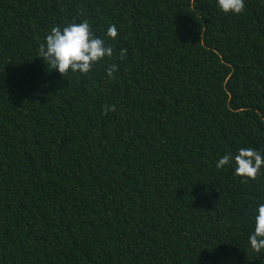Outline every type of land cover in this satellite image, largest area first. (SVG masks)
<instances>
[{
	"label": "trees",
	"instance_id": "obj_1",
	"mask_svg": "<svg viewBox=\"0 0 264 264\" xmlns=\"http://www.w3.org/2000/svg\"><path fill=\"white\" fill-rule=\"evenodd\" d=\"M244 5L0 0V264H264V166L215 167L264 157V0ZM81 21L112 55L62 77L39 46Z\"/></svg>",
	"mask_w": 264,
	"mask_h": 264
},
{
	"label": "clouds",
	"instance_id": "obj_2",
	"mask_svg": "<svg viewBox=\"0 0 264 264\" xmlns=\"http://www.w3.org/2000/svg\"><path fill=\"white\" fill-rule=\"evenodd\" d=\"M217 9L224 13L239 14L244 9V0H215ZM105 35L116 36V29L109 25ZM112 49L103 39L94 36L86 21L70 23L62 29L53 27L45 36L44 43L39 46L37 56L41 57L48 69H54L62 77L65 73L86 74L92 66L105 56H111ZM115 65L106 68L111 77ZM225 165L232 166L234 175L255 178L259 169L264 166V157L251 148L238 149L236 154H224L215 163L220 169ZM248 245L254 252L264 251V203L257 205L252 218V230L248 234Z\"/></svg>",
	"mask_w": 264,
	"mask_h": 264
}]
</instances>
